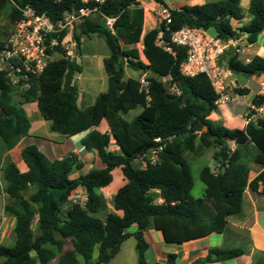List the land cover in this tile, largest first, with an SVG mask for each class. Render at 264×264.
<instances>
[{"label": "trees", "instance_id": "trees-1", "mask_svg": "<svg viewBox=\"0 0 264 264\" xmlns=\"http://www.w3.org/2000/svg\"><path fill=\"white\" fill-rule=\"evenodd\" d=\"M150 1L169 9L171 23L157 24L145 35V10L139 0H105L99 13L75 27L73 40L78 56H82L84 38L102 39L109 52L104 60L108 90L100 93L91 107L82 110L78 106L75 78L83 66L68 58L60 47L48 54L57 52L62 57L51 61L39 77L31 80V87L20 94L6 74L0 73L2 151L12 150L29 135L31 125L23 106L36 102L41 117L51 122L52 132L69 137L88 132L81 144L103 165L82 174L84 163L78 155L51 160L36 145L22 152L26 173L6 158L2 177L8 202L4 210L14 219L15 243L0 245V264H51L54 260L59 264H109L130 237L136 240L137 264H148V230L155 229L165 243L180 247L227 232L228 220L243 213L248 189L264 196V120L249 121L244 127L213 122L211 117L219 112L220 95L205 74L189 78L181 73L187 49L171 43L174 33L188 27L211 30L214 37L225 42L246 35L247 44H254L264 32V0H251L248 12L252 19L241 27L237 23L246 20L242 0L184 5L178 10L170 9L165 0ZM83 6L80 0H0V11H8L13 25L27 7L38 15L46 14L56 24L67 12ZM106 18H117L113 31L105 25ZM12 31L7 39L0 40V55ZM160 32L171 52L157 45ZM136 45L142 50L124 49ZM222 59L234 76H264V57L255 56L244 63L238 52L230 49ZM126 67L149 74L148 88L144 89L138 79L124 80ZM67 76L73 81L68 83ZM236 84L237 96L250 94L246 86L240 87L238 81ZM172 88L180 95L171 93ZM263 104L264 96L252 99L255 107ZM135 109L142 112L127 120L125 116ZM104 121L110 132L99 130ZM158 137L172 138L160 154V163L136 166L156 146ZM111 139L115 150L111 149ZM229 142L234 143V150ZM200 148L216 149L218 164L215 170H201L205 191L195 199L191 194V163L186 155ZM245 160L262 168L254 179L249 177L251 168ZM116 169L121 170L126 184L112 198L113 212L102 219L101 191L112 185ZM77 172L79 176L73 178ZM30 190L33 192L27 198L25 194ZM79 192L85 194V205L72 203ZM133 227L137 231L129 232ZM245 254L240 248L212 247L205 258L193 264L226 263ZM96 256L97 263H93ZM179 260L177 253H170L161 264H178Z\"/></svg>", "mask_w": 264, "mask_h": 264}, {"label": "crops", "instance_id": "crops-1", "mask_svg": "<svg viewBox=\"0 0 264 264\" xmlns=\"http://www.w3.org/2000/svg\"><path fill=\"white\" fill-rule=\"evenodd\" d=\"M147 1L150 2L149 6L152 11L159 9V7L161 6L154 3L153 1ZM210 1L215 2L219 0H165V3L170 9L178 10L184 5H201ZM250 3L251 0H242L240 2V5L246 15V20L243 23H237L238 27L243 26L245 23H248L252 19V16L248 12ZM145 27L146 20L144 23V28ZM155 27L156 26H154L153 28ZM153 28H150L148 32ZM144 32L147 33V31L145 30ZM246 37L247 36L244 35L240 40L241 48L238 52L240 61L248 63L255 56L264 57V32L259 36L257 42L254 44H247ZM86 41L87 39L84 40V43H86ZM238 77L239 76H234L233 73H231V76L226 78L225 83L231 85L235 89L237 87L236 82ZM259 82H262L261 84L264 88V76H253L250 79H247L246 87L250 90V94L244 97L236 95L228 103V105H234L235 109L227 108L228 105L220 107L219 112L211 117L212 121L215 123L217 122V124L220 121V123L226 126L230 124L233 125L235 122L239 124V127H244L246 123H243L242 116L245 114L247 109L238 108H240L242 105H244L245 107H251L253 98L259 95L264 96V90L260 91V85L258 84ZM77 86L79 88V108L84 110L88 107L93 106L95 102L92 104L89 102L88 94L86 93L85 88L78 83ZM23 108L26 111L25 113L31 125L29 135L21 139L18 145L10 151H2L0 149V195H2V197L4 198L2 213L3 229L0 230L1 242H4V233L12 234V240L13 235H15L13 232L14 219L12 216L7 215L4 210V207L8 202V197L4 193V181L2 177V168L4 166L6 158L10 157V159L16 164L20 172L26 173L28 171V167L23 161L22 152L27 146L36 145L40 149V151L51 160L62 158L64 159L72 153L78 155L79 159L84 163V166L80 172L82 174H87L92 169H100L103 167L101 160L97 157V155L95 153L87 152V150L81 144L82 140L87 136L88 132L79 134L74 137H69L63 134L64 140L61 141H54L50 138L36 135V131L40 128H43L44 126V122L41 121L44 119L39 113L40 111L38 108V104L36 102L28 103L25 104ZM31 115L36 116L37 121L35 123L31 120ZM99 130L101 132L111 131L110 127L105 121L102 122ZM56 134L57 132H53L52 136H58ZM261 169H259L258 172L253 175L252 179H254L259 174ZM117 171H119V173L121 174V183L118 186L111 188L113 187L112 183L110 187L101 191L103 204L101 210H99V216L102 219H105L107 215L113 212L114 209L112 207V198L117 193V191L126 184V180L124 179V176L120 169H116L115 171H113V177L115 172ZM78 176L79 172L74 174L73 178ZM245 195L246 197L244 196L243 213L239 216H233L228 220L227 232L223 234H212L211 236L203 240H197L178 247V245H168L167 243H165L162 237L163 235L160 232L155 231V229L148 230L145 235L149 243V249L147 251L148 264L164 263L167 260L168 254L170 253H177L179 255L180 260L178 261V264H193L194 261L198 260L199 258H205L208 254V249L212 247H220L225 249L240 248L246 253L244 256L238 259L218 264H256L258 260L264 261V196L260 194H253L251 190L245 192ZM159 202L162 201L160 200ZM133 228L135 229L131 233H135L137 231V227ZM2 245L5 244L2 243ZM55 262L56 260L52 261L51 264H54ZM93 263H97V256L94 257Z\"/></svg>", "mask_w": 264, "mask_h": 264}, {"label": "built area", "instance_id": "built-area-1", "mask_svg": "<svg viewBox=\"0 0 264 264\" xmlns=\"http://www.w3.org/2000/svg\"><path fill=\"white\" fill-rule=\"evenodd\" d=\"M85 6L72 12H67L58 22H52L46 14L38 15L35 10L27 7L22 11L23 16L18 20L12 34L6 40L5 50L0 55V73H5L13 88L20 93L31 87V80L39 77L45 68L52 61L53 56L48 54L60 47L66 52L68 58L74 59L76 53V42L73 40V31L85 19L99 13V6L105 0H80ZM158 22L171 23V15L168 8L160 6L158 9ZM117 18H106L105 25L113 31V25ZM65 34L63 40L61 36ZM171 43L187 49V60L182 65L181 73L189 78L200 74L208 76L216 92L220 95L217 101L218 107L226 106L232 100L231 93L227 90L235 91L231 85L226 84V78L231 76V71L223 65L222 58L225 53L234 49L239 52L241 48L240 40L235 39L222 41L212 36L209 31L183 27L171 37ZM157 45L163 47L164 51L171 52L163 41V32L157 38ZM61 55V54H59ZM165 81V80H163ZM144 89L149 83L147 77L140 80ZM171 93L180 95L176 88H172ZM264 120V104L259 107L252 105L249 114L246 115L245 123L252 120ZM172 138L156 139V146L153 147L140 160L151 164H159L160 154L165 149L167 142ZM85 194L77 193L73 204L85 205Z\"/></svg>", "mask_w": 264, "mask_h": 264}, {"label": "rangeland", "instance_id": "rangeland-1", "mask_svg": "<svg viewBox=\"0 0 264 264\" xmlns=\"http://www.w3.org/2000/svg\"><path fill=\"white\" fill-rule=\"evenodd\" d=\"M139 2L141 3L142 7L145 10L146 27L144 28V30L148 32L150 28H153L154 26L157 25L158 9L152 11L149 6L150 2H148L147 0H142V1L140 0ZM9 16L10 15L7 10L0 11V40L7 39L8 35L10 34L11 30L14 27L13 23L10 21ZM209 33L212 36L214 35V32L211 30H209ZM145 34L146 32H144L143 35ZM84 40H86V38L83 39V43H84ZM83 43H82V56H78L77 53H75L74 55V59H76L77 62L83 66L82 67L83 71L81 74L76 76L75 82L85 88V91L88 94L89 102L92 104L95 102V100L97 99L100 93L108 90V77L104 70L105 68L104 58H106L109 55V52L105 45L106 43L100 38L87 39L86 43L84 44ZM134 47L138 48L140 51L142 50L141 45L124 47V49L126 50V49H131ZM61 57H62L61 55L55 54L52 58V61L58 60ZM141 58L142 60H144L143 57ZM222 63L225 66L223 59H222ZM148 75L149 74H146V77H148ZM144 77L145 75L138 71H133L128 67L125 68L124 80L128 78H134V79L141 80ZM163 82L167 83V80ZM261 83L262 82H259L258 84L260 85V91H263L264 88L262 87ZM227 92L231 93L232 98L236 96L235 92H232L231 90H227ZM259 96H262V95H259ZM227 108L235 109L234 105L232 104H229ZM238 109H247L245 114L242 116L243 123H244L246 121L245 120L246 115L249 114L250 112V106L245 107L244 105H242ZM141 112H142V109L132 110L125 116V118L127 120H131L135 116H139ZM31 120L35 123L37 121L36 116L31 115ZM41 121L44 122V126L43 128H40L39 130L36 131V135H41L43 137L50 138L51 140H54V141L64 140L63 134L57 133L56 135L58 136H52L53 132H51L50 130V126H51L50 122H46L44 120H41ZM218 124H222V123H220L219 121ZM233 125L235 127H239L238 123L234 122ZM228 146L230 147L231 150L235 149L234 143L229 142ZM111 149L115 150L114 141L112 139H111ZM216 152L217 150L214 148H211V149L200 148V149H197L194 153H187L186 155L187 159L191 163V171H192V176L194 178V189L192 190L191 194L193 198L195 199L201 198L203 196V192L205 191L204 183L200 180L201 170L204 167H209L210 169L215 170V168L217 167L218 162L216 161V157H215ZM247 162H248V166L251 168L249 177L250 179H252L253 175L257 173L258 170L261 169V167L254 164L253 161H247ZM144 164H146L145 161L138 160L136 163V166L142 168ZM121 179L122 177L119 171L115 172L113 187L111 188L118 186L121 183L120 182ZM32 192L33 190L28 191L25 194V196L28 198ZM244 196L246 197L245 193H244ZM3 205H4V198L2 197V195H0V230L3 229V226H2ZM134 229L135 228H130L128 231L133 232ZM4 238H5L4 242L0 241L1 243L0 245H2V243L8 246L14 245L15 235H13V240H12V234L4 233ZM137 259H138V254L136 251V240L130 237L122 243L120 253L117 255L116 258L112 259V261L109 264H137ZM54 264H59V263L56 260Z\"/></svg>", "mask_w": 264, "mask_h": 264}, {"label": "water", "instance_id": "water-1", "mask_svg": "<svg viewBox=\"0 0 264 264\" xmlns=\"http://www.w3.org/2000/svg\"><path fill=\"white\" fill-rule=\"evenodd\" d=\"M73 77L67 76V82L70 83L72 81ZM240 87H245L247 83V79L243 76H239L237 79Z\"/></svg>", "mask_w": 264, "mask_h": 264}]
</instances>
